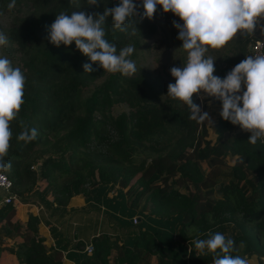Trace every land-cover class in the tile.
<instances>
[{"label":"trees","instance_id":"16d2710c","mask_svg":"<svg viewBox=\"0 0 264 264\" xmlns=\"http://www.w3.org/2000/svg\"><path fill=\"white\" fill-rule=\"evenodd\" d=\"M133 2L142 14V0ZM11 3L0 0V11L9 15L1 29L26 85L4 156L11 169L0 172L24 202L36 191L66 206L117 186L129 208L131 242L103 232L93 238V251L82 253L80 264H213L214 253L192 248L186 253L182 242L227 229L225 235L235 241L233 255L264 264V143H249L251 133L223 119L221 111L211 138L205 121L190 119L188 106L167 95L168 84L175 83L170 69L183 67L187 51L164 72L140 66L129 77L104 71L97 62L96 70L86 73L88 57L75 42L52 44L46 26L60 12L103 13L120 0H99V6L86 0H14L9 8ZM159 16L183 24L157 5L152 19L136 24L132 18L126 31L114 28L109 16L105 38L118 50L133 46L130 59L139 60L158 49L149 40ZM261 24L264 20L252 34L232 38L214 60V75L225 78L246 59L253 39L264 41ZM162 39L172 42L166 34ZM193 100L202 111L208 101L222 103L203 94H194ZM25 127L38 130L35 140L17 139ZM137 153L146 155L136 158ZM137 213L140 221L134 220ZM5 254L14 255L18 264H65L61 252L40 235L38 216L15 200L0 205V260Z\"/></svg>","mask_w":264,"mask_h":264},{"label":"clouds","instance_id":"9594fccd","mask_svg":"<svg viewBox=\"0 0 264 264\" xmlns=\"http://www.w3.org/2000/svg\"><path fill=\"white\" fill-rule=\"evenodd\" d=\"M86 3L99 6V0H86ZM13 5L14 0L9 8ZM157 5L183 21V24L173 21V25L179 30L177 39L183 41L181 47L187 51V62L183 67L170 69L175 83L168 84L167 95L188 106L190 119L208 120L210 124L209 114L202 111L193 96L215 97L222 102L220 115L223 119L249 131V143H264V55L247 56L225 78L214 75L215 58L206 55L210 48L225 46L238 33H254L264 20V0H142V14H138V5L133 0H120L119 5L105 8L103 13L60 12L54 22L46 26L47 39L57 47L75 42L76 48L90 61L83 64L86 73L95 71L93 63L98 62L104 71L130 77L137 71L136 63L130 59L135 48L128 45L118 50L105 38L104 25L111 16L113 27L126 31V22L132 18L136 19V24L144 17L152 19ZM260 26L264 30V24ZM8 43L7 35L0 31V47ZM242 84L246 90L239 94ZM25 85L24 72L9 58L0 55V170L11 169L4 156L13 136L11 121L24 104ZM37 136L36 128L25 127L17 139L28 143ZM194 246L201 252L214 253L213 264H249L248 258L232 254L235 241L221 232L195 240Z\"/></svg>","mask_w":264,"mask_h":264},{"label":"crops","instance_id":"0c3cea01","mask_svg":"<svg viewBox=\"0 0 264 264\" xmlns=\"http://www.w3.org/2000/svg\"><path fill=\"white\" fill-rule=\"evenodd\" d=\"M123 191L117 186H111L108 190H96V194H92L93 196L86 201L76 199L66 206L57 205L51 200V195L42 199L35 191L28 195L27 201L24 202L19 198L17 203L38 216L40 235L61 252V259L65 264H80L81 255L85 251L84 246L92 243L93 238L103 232L118 236L124 243L131 242L129 208ZM4 193L5 191L0 188V196ZM135 216V219L140 221V214L137 213ZM218 232L229 234V229ZM209 234L214 233L211 231L206 237L199 238L207 239ZM199 238L182 242L186 253L191 248L199 253L207 252V250L201 252L195 248L194 241ZM79 241H82L84 245L80 246ZM173 241L174 245H178L177 236L173 237ZM5 255L13 259L12 264H18L14 255ZM5 255L2 256V261ZM249 264L255 263L249 261Z\"/></svg>","mask_w":264,"mask_h":264},{"label":"rangeland","instance_id":"374dc122","mask_svg":"<svg viewBox=\"0 0 264 264\" xmlns=\"http://www.w3.org/2000/svg\"><path fill=\"white\" fill-rule=\"evenodd\" d=\"M161 16H159L160 18ZM157 18V24H158V29L156 32V35L149 40V43H153V48H158V49H153L148 51L147 53H144L143 56H140L139 60H134L136 63V67H145L150 71H155L156 72H164L161 71L163 69H169L171 65H176L177 57L184 51V49L181 47L183 41L177 39L178 36V29L174 27L173 21H175V18L172 17L170 18ZM9 22V15L7 12H2L0 11V31L3 32L1 27L6 26ZM166 32V36L172 40V42H165L162 38L165 34H163V30ZM232 40V39H231ZM231 40L223 47L218 48V49H209V51L206 53L207 56H212L213 58L217 59L220 58L223 54L224 51H226L228 44L231 42ZM10 47L9 43L3 47H0V55L6 56L9 58L13 65H15L14 58L11 56L8 48ZM186 52V50H185ZM248 56V55H247ZM220 61V59H219ZM243 87V84H242ZM243 90H241V93ZM239 93V94H241ZM222 110V103H215L208 101L206 105H204L203 111L207 112L209 114V118L211 120V124L209 123L208 120H205V123L208 127V136L209 137H215L216 133L214 131L215 125L217 123V117ZM149 150H146L145 153H148ZM145 153H140L136 154V158L139 157H144L146 154ZM203 166H207L206 162H203ZM226 234V233H225ZM1 264H12L13 259L9 258L8 255H5L2 259L0 260Z\"/></svg>","mask_w":264,"mask_h":264},{"label":"built area","instance_id":"2783aa9c","mask_svg":"<svg viewBox=\"0 0 264 264\" xmlns=\"http://www.w3.org/2000/svg\"><path fill=\"white\" fill-rule=\"evenodd\" d=\"M249 55L256 56V55H264V41L256 37L251 41L249 45ZM12 185L11 180L3 173L0 172V188H2L5 193L4 195L0 196V205L4 203H9L12 200L18 201L19 196L12 192L10 187ZM136 221V219H134ZM84 250L87 252L93 251V243H88L84 246Z\"/></svg>","mask_w":264,"mask_h":264}]
</instances>
